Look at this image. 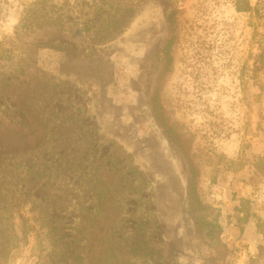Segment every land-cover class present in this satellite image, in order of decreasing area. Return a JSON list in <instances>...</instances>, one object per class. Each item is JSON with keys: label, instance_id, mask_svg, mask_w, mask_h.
<instances>
[{"label": "rangeland", "instance_id": "374dc122", "mask_svg": "<svg viewBox=\"0 0 264 264\" xmlns=\"http://www.w3.org/2000/svg\"><path fill=\"white\" fill-rule=\"evenodd\" d=\"M35 1L0 0V43L11 54L7 66L29 57L36 61L30 72L44 77L40 97L26 103L45 117L49 133L40 149L0 169V183L12 190L14 202L24 192L48 202L62 229L88 217L83 210L90 211L96 197L76 162L91 145L107 153L115 141L151 179L143 194L147 227L170 264H264L259 248L264 237L256 222L241 233L234 217L240 200L247 199L264 221V26L259 17L238 13L236 0H110L109 6L100 0H50L66 13L64 25L27 30L24 12ZM108 31H115L110 38ZM100 32L106 41L99 47ZM61 48L79 53L101 48L113 83L101 88L85 76L62 72L67 57ZM5 74L0 68V76ZM17 106L14 99L0 101V115ZM194 172L197 194L213 209V218L218 215L226 248L190 215ZM67 207L71 210L63 213ZM37 243L33 238L8 264H41L51 246L44 240L37 250L42 258H33Z\"/></svg>", "mask_w": 264, "mask_h": 264}, {"label": "trees", "instance_id": "16d2710c", "mask_svg": "<svg viewBox=\"0 0 264 264\" xmlns=\"http://www.w3.org/2000/svg\"><path fill=\"white\" fill-rule=\"evenodd\" d=\"M100 1L103 6L110 5V0ZM235 8L238 13H255L264 26V4L252 6L248 0H236ZM130 11L126 9L125 13ZM24 13L23 26L27 30L62 27L66 17L63 8L50 0H36L29 4ZM121 21L122 19L119 20ZM114 32L108 31V38ZM103 33L97 35L99 47L106 41ZM61 50L67 57L61 65L62 72L85 76L101 88L113 83V70L109 61L101 56V48H92L84 53L70 48ZM9 55L11 54L6 43L1 42L0 68L6 74L0 76V101L14 99L18 106L8 115H0V169L17 158L40 149L49 136L42 124L45 117H41L40 111H35L32 105L26 103L30 98L40 97L39 85L44 77L30 72L36 64L30 57L21 59L16 67L10 64L14 71L8 73ZM28 55H34L33 51L29 50ZM165 129L168 138H174L176 134L169 128ZM109 143L107 153H104V148L95 144L79 156L76 162L81 163L79 174L83 180L86 179L89 194L96 197L95 200L92 199L96 205L91 206L90 211L83 210L88 213V217L79 216L63 229L61 219L52 215L48 202L40 201L29 192H24L20 202L15 203L12 190L0 183V264L13 262L33 238L38 242L36 248H33V258H42L37 250L41 252L44 240L51 246L41 264L171 263V257H164L156 250L153 236L147 227L143 194L150 187L151 179L139 169L133 156L123 147L115 141ZM82 162H86V165ZM195 177L194 172L188 189L194 200L190 215L198 226L207 230L208 237L218 247L226 248L221 240L223 228L219 224L218 215L213 218V209L200 199ZM45 185L50 186V182ZM131 199L134 200L132 205ZM27 207L29 209L25 211ZM70 210L71 207H67L63 213ZM203 211L206 212L205 216L199 214ZM234 215L241 233L254 220L257 232L264 237V221L253 211L249 200L241 199ZM259 248L261 255H264V246Z\"/></svg>", "mask_w": 264, "mask_h": 264}]
</instances>
